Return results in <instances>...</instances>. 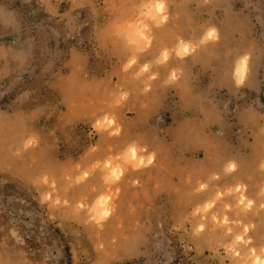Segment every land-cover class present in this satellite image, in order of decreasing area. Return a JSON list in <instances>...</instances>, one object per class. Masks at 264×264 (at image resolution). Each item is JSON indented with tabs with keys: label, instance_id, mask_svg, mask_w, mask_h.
Returning a JSON list of instances; mask_svg holds the SVG:
<instances>
[{
	"label": "rangeland",
	"instance_id": "rangeland-1",
	"mask_svg": "<svg viewBox=\"0 0 264 264\" xmlns=\"http://www.w3.org/2000/svg\"><path fill=\"white\" fill-rule=\"evenodd\" d=\"M0 264H264V0H0Z\"/></svg>",
	"mask_w": 264,
	"mask_h": 264
}]
</instances>
